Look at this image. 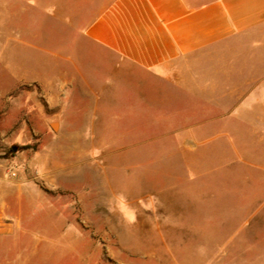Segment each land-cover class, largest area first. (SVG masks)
Here are the masks:
<instances>
[{
    "label": "crops",
    "instance_id": "crops-1",
    "mask_svg": "<svg viewBox=\"0 0 264 264\" xmlns=\"http://www.w3.org/2000/svg\"><path fill=\"white\" fill-rule=\"evenodd\" d=\"M0 14L4 76L37 93L35 124L52 121L58 181L114 154L118 134L105 130L127 119L162 126L163 165L189 188L235 167L264 176V0H0ZM29 188L2 154L0 240L14 235L15 247L40 197Z\"/></svg>",
    "mask_w": 264,
    "mask_h": 264
},
{
    "label": "rangeland",
    "instance_id": "rangeland-1",
    "mask_svg": "<svg viewBox=\"0 0 264 264\" xmlns=\"http://www.w3.org/2000/svg\"><path fill=\"white\" fill-rule=\"evenodd\" d=\"M9 46L0 34V157L10 176L21 167L33 185L27 192L40 197L25 205L19 245L14 235L0 240V264H264V176L235 167L229 179L216 174L189 188L178 167L163 165L172 158L163 156L162 126H109L104 134H118L117 151L58 181L49 163L52 121L35 124L37 93L4 76ZM5 244L14 249L3 252Z\"/></svg>",
    "mask_w": 264,
    "mask_h": 264
}]
</instances>
